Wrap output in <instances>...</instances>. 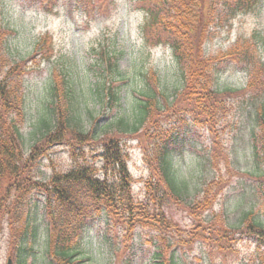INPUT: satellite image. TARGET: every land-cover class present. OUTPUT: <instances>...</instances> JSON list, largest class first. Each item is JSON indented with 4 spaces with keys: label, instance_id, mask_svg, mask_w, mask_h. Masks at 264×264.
Listing matches in <instances>:
<instances>
[{
    "label": "trees",
    "instance_id": "16d2710c",
    "mask_svg": "<svg viewBox=\"0 0 264 264\" xmlns=\"http://www.w3.org/2000/svg\"><path fill=\"white\" fill-rule=\"evenodd\" d=\"M262 5L263 0H136L141 16L136 25L139 38L146 47H164L171 52L177 86L173 90L161 87L156 73L158 91L143 80L146 83L140 95L130 98L133 122L127 125L121 119L119 132L105 131L101 135L93 117L91 128L86 130L78 96L64 73L62 89L55 82L50 83L44 102L45 115L30 135L26 159L22 94L25 70L20 68L24 61L18 66L24 71L13 68L0 79V236L6 226L13 247V264H35L41 244L46 264H87L79 258L85 234L90 222L103 214L111 233L117 236L123 233V243L137 232H142V236L157 232V224L171 226L167 206L184 204L188 197V181L179 176L173 158L183 131L188 126H204L215 134L226 121L230 99L244 92L218 88L220 65L227 60L242 65L250 75L246 89H255L264 80V61L258 53L256 34L247 40L239 37L234 47L216 56L207 54V45L216 34L229 31L239 16L254 13ZM4 10V2L0 0V76L7 65H15L18 60L9 40L12 28L5 21ZM45 44L46 41L40 40L35 54L43 52ZM96 55L91 70L98 80L95 89L98 100L105 110H120L123 107L120 81L124 76L119 71V55L108 44ZM148 74L140 75L148 81ZM252 100L249 113L253 123L252 157L262 167L264 98L257 94ZM125 135L138 138L147 164L149 176L143 182L142 198L133 191L135 179L122 140ZM56 145L66 148L71 167L64 171L54 168L50 177L42 181L33 173L34 164L41 158H50L49 153ZM251 177L258 185L257 191L264 195V171ZM213 185L215 182L205 186L204 196L210 192L207 187ZM214 201L206 197L204 202L198 200L195 204L206 211ZM220 230L226 235L221 242L230 233L233 239L247 237L256 247L264 249V223L255 218L253 211L245 212L237 227ZM211 234L220 237L221 233L214 230ZM160 236L150 264H179L170 251L169 241ZM122 253L123 250L118 254Z\"/></svg>",
    "mask_w": 264,
    "mask_h": 264
},
{
    "label": "rangeland",
    "instance_id": "374dc122",
    "mask_svg": "<svg viewBox=\"0 0 264 264\" xmlns=\"http://www.w3.org/2000/svg\"><path fill=\"white\" fill-rule=\"evenodd\" d=\"M3 2L5 21L12 28L9 40L18 60L15 65H7L0 79L8 76L13 68L26 71L22 72L25 159L30 152V135L45 115L44 102L50 83L53 81L62 89L64 73L68 74L65 79L71 82L78 96L79 113L86 130L91 128L93 117L101 135L105 131L121 129V119L127 125L133 122L130 121V98L138 97L146 82L158 91L154 73L159 77L161 87L173 90L177 86L171 52L164 47H146L139 38L136 25L141 16L135 6L136 0ZM254 34L259 41L258 53L264 61V0L256 12L239 16L229 31L216 34L207 45V54L225 53L235 46L239 37L247 40ZM40 40L46 41L45 50L35 54ZM107 44L119 55V71L124 76L120 81L123 103L120 110L104 109L95 90L96 72L91 70L96 54ZM23 61L24 68H20L24 70H20L18 66ZM142 73H149L148 81L141 77ZM249 81L250 75L242 65L228 60L223 62L218 88L244 91L230 99L226 121L215 134L204 126H188L185 130L183 126L182 142L176 147L173 158L179 176L188 181V197L184 204L170 203L167 206L171 226L157 224V232L143 233V236L142 232H137L123 243V233L118 232L119 236L111 233L108 219L103 214L90 222L82 244L83 254L79 258L87 264H150L162 235L169 241L170 251L179 264H264V249L256 247L247 237L233 239L228 233V238L220 240L226 236L220 229L237 227L247 211H253L255 218L264 223V195L257 191L258 185L251 177L264 171V165L259 167L252 157L250 136L253 123L249 115L254 104L252 98L257 94L264 98V80L257 88L246 89ZM122 140L128 153L129 170L135 179L133 191L142 198L143 182L149 176L142 148L134 135H125ZM49 154L50 158H41L34 164L33 173L42 181L50 177L54 168L64 171L71 167L65 147L56 145ZM212 182L215 185L207 187L210 192L204 196L203 189ZM206 197L215 203L210 210L203 211L195 203L198 200L204 202ZM38 203L41 204V200ZM214 230H219L220 237L211 234ZM221 246L225 250L219 251ZM12 248L5 226L0 236V264H7L12 258ZM121 250L124 253L118 254ZM45 256L41 244L37 248L35 264H46Z\"/></svg>",
    "mask_w": 264,
    "mask_h": 264
},
{
    "label": "water",
    "instance_id": "95a60500",
    "mask_svg": "<svg viewBox=\"0 0 264 264\" xmlns=\"http://www.w3.org/2000/svg\"><path fill=\"white\" fill-rule=\"evenodd\" d=\"M7 264H13V260L9 258V259L7 260Z\"/></svg>",
    "mask_w": 264,
    "mask_h": 264
}]
</instances>
